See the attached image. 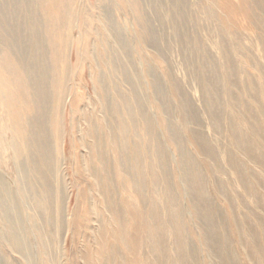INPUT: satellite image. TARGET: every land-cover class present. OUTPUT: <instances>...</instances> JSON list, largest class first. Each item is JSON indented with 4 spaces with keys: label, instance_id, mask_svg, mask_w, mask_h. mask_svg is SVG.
<instances>
[{
    "label": "rangeland",
    "instance_id": "obj_1",
    "mask_svg": "<svg viewBox=\"0 0 264 264\" xmlns=\"http://www.w3.org/2000/svg\"><path fill=\"white\" fill-rule=\"evenodd\" d=\"M0 264H264V0H0Z\"/></svg>",
    "mask_w": 264,
    "mask_h": 264
},
{
    "label": "bare ground",
    "instance_id": "obj_2",
    "mask_svg": "<svg viewBox=\"0 0 264 264\" xmlns=\"http://www.w3.org/2000/svg\"><path fill=\"white\" fill-rule=\"evenodd\" d=\"M10 26V25H9ZM1 94L4 96V97H6L7 98V92H5V90H1ZM7 100V99H6ZM7 102H8V100H7ZM10 102V103H9ZM9 102H8V104H10V105H12L11 104V101L9 100ZM13 106V112H14V117L12 118L13 119V122H16V123H20V121H21V119H22V115L18 112L19 110L15 107V105H12ZM121 127V126H120ZM28 153V152H27ZM110 179V178H109ZM107 183V182H106ZM105 184V183H104ZM14 240H16V239H14ZM13 243H14V241H13Z\"/></svg>",
    "mask_w": 264,
    "mask_h": 264
}]
</instances>
